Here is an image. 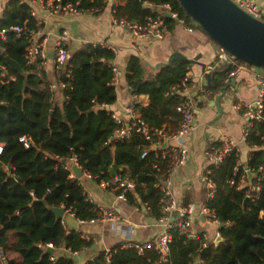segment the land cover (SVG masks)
I'll use <instances>...</instances> for the list:
<instances>
[{"label":"trees","instance_id":"obj_1","mask_svg":"<svg viewBox=\"0 0 264 264\" xmlns=\"http://www.w3.org/2000/svg\"><path fill=\"white\" fill-rule=\"evenodd\" d=\"M67 1H79L83 8L102 5V0L62 2ZM164 5L187 23L189 16L176 0H125L116 13L139 21L160 14L156 9ZM164 22L167 31L175 25L173 18L164 17ZM23 24L37 29L30 5L23 0H9L0 19V30ZM27 45L23 36L17 37L9 30L6 39L0 41L4 48L0 51V64L15 77L7 82L0 78V251L5 257L3 260L0 256V264H74L71 257L47 254L46 248L50 244L75 252L88 242L79 230L64 226L49 206H63L75 219L83 221L97 218L99 210L86 199L79 180L69 176L70 171L62 167L61 160L75 157L82 169L93 176L110 179L119 175L131 181L134 188L126 193L127 200L140 198L158 217L157 175L151 167L154 152L138 133L128 140L107 142L115 127L111 112L104 107L116 99L110 68L112 49L84 43L69 52L71 74L69 78L63 73L58 77L66 84L62 89L64 100L58 103L47 86L45 71L36 64H26ZM6 56L17 61L23 73L13 70ZM189 67L190 64L177 60L146 74L140 57L128 56L124 77L130 92L148 98L147 105L134 103L133 108L150 129H176L177 98L166 93L185 77ZM20 136L30 139L28 147L19 141ZM245 139L248 144L261 147L248 161V168L255 175L252 183L261 176L256 198H247L248 187L236 189L229 183L232 178L238 180L243 172L238 168L233 174L238 155L229 154L213 168L217 190L205 202L224 224L219 230L223 242L204 248L200 241L173 230L167 264L196 260H201L200 264H264V175L258 172V167L264 166V109L262 119L254 121V130ZM146 147L148 154L142 157ZM228 223L232 225L226 228ZM155 259L152 250L141 256L134 248L118 244L86 264H151Z\"/></svg>","mask_w":264,"mask_h":264},{"label":"crops","instance_id":"obj_2","mask_svg":"<svg viewBox=\"0 0 264 264\" xmlns=\"http://www.w3.org/2000/svg\"><path fill=\"white\" fill-rule=\"evenodd\" d=\"M8 1L0 0V19ZM23 1L30 5L31 11L34 13L37 24L36 31H39L34 39L41 42L46 56L43 64H34L45 71L47 86L50 83L53 84L52 98L58 103H61L64 97L62 88L57 82L54 59L56 43L61 39L63 31H66L67 34L64 43L68 52L75 51L84 43L106 44L114 51L111 64L117 66L120 71L116 82L112 83L115 87L116 99L114 103L106 105L105 108L109 112L119 115L124 121L128 119L127 108L134 103L148 104L147 96L132 95L125 81L124 73L128 56L140 57L146 74L155 71L157 68L154 66L159 62H165L170 53L174 51L181 52L189 58L199 54V61L205 63L207 70L210 71L221 70L227 65H215L217 46H214L203 30L197 29L191 23L188 25V23L175 22L171 30L167 31L166 29L161 39L155 37L140 39L135 38L124 29L112 26L108 7L97 15L73 17L62 13L51 14L41 0ZM161 10L164 9H160V12ZM186 75L189 79L190 95L194 105L195 128L180 140L173 136L168 137V145L180 144L185 146L188 151L186 163L179 167L173 175L172 192L180 207L192 206L196 213L189 228L191 234L189 238H193L194 234L205 233L208 241H213L212 244L217 245L215 240L217 237H221L220 223L209 222L205 216L204 220L199 222V210L207 201V190L202 175L209 166V162L204 152L210 143L218 142L223 137L232 139L238 148V166L246 173L244 185L248 187L252 184L254 173L250 177L248 176L247 172L250 171L248 161L252 153L261 147L248 144L243 137L246 117L241 109L235 108V105L238 103L253 104L256 101L259 90L257 78H264V69L243 65L239 75L234 78L233 85L228 87L225 94L219 99L222 109L220 115L214 106V100L220 94L219 86L222 85L221 80L226 76L215 75L218 86L209 88L199 65L190 64ZM204 86L210 90L209 96L203 99L196 97L197 91ZM64 163L70 166V169L74 164L71 159ZM76 179L79 180L84 192L90 197L95 207L102 210L112 208L120 219L112 223L98 218L79 222L74 218L77 222L76 229L81 232L82 238L88 244L75 252L62 246L54 248L51 245L53 248L51 255L71 257L74 264H86L100 252L108 251L115 245H124L127 242L143 243L158 235L160 228L157 225L156 217L150 212L148 206L146 208L145 202H142L140 198L137 197L133 202L117 200L115 191L102 186L95 179L86 175ZM67 216L65 210L61 219H66ZM231 225L228 223L229 227ZM223 240L222 238L220 243ZM1 258L4 260L5 257ZM195 262V264H200L199 260ZM3 264H5L4 261Z\"/></svg>","mask_w":264,"mask_h":264},{"label":"built area","instance_id":"obj_3","mask_svg":"<svg viewBox=\"0 0 264 264\" xmlns=\"http://www.w3.org/2000/svg\"><path fill=\"white\" fill-rule=\"evenodd\" d=\"M62 1L63 0H41L42 4L51 14L62 13L73 17H78L81 15H97L103 12L106 7H108L111 14V25L126 30L135 38L143 39L148 37H155L157 39H161L166 32L164 16L160 11V14L156 16L148 15L143 17L139 21L130 20L125 16L117 15V7L123 4L125 0H102L101 6L88 8L80 7L79 1H67L66 3H63ZM232 1L252 17L264 21V0H260V3L257 0ZM163 9L171 13V18L178 20L179 23L185 24L184 19L179 18L177 12L171 11L168 5H164ZM31 15L34 17V13L32 11ZM8 30L13 31L15 36L17 37L23 36L28 41V45L24 53L26 64L36 63L38 65H41L44 63L46 56L44 53L43 45L41 44V42L34 39V36L38 34L39 31L29 28L25 24L12 25L8 29L0 30V41H4L6 39V32ZM66 36V31H63L61 39L56 43V52L54 59L57 82L62 89L66 86V84L58 80L59 75L63 73L65 77L69 78L71 74V65L68 62L69 52L64 43ZM101 45L106 48H110L106 44ZM1 50H4V48L0 46V51ZM216 54L217 60L215 61V65L228 64L230 62L232 63V66L225 75V81H229L231 78H235L239 75V73L243 69L242 64H236L233 60V56L220 47L219 51ZM110 68L112 71V83H115L120 71L117 66L111 63ZM0 78L5 82L15 79L13 75L8 74L7 69L3 64H0ZM257 83L259 85V90L256 101L253 104L238 103L235 105V108L241 109L244 116L246 117V122L243 127L244 138H246L247 135L254 130V121H259L262 119V111L264 109V78L258 77ZM48 88L52 90L53 84H48ZM166 94L176 96L177 98L175 111L178 114V123L176 129L172 133L166 132L164 130V127L150 129L140 119L139 115L135 112L132 105L127 108V121L122 120L121 117L114 112L110 113L115 127L112 131V134L107 138L108 143H113L128 140L133 136L134 133H138L143 136V138L149 143L150 146H153L152 151L154 152V155L151 167L157 175L155 187L159 192L157 208L160 215L156 217V222L160 228V231L155 238L143 243L127 242L122 245L124 247L134 248L141 256L145 254L146 250H152L156 254V259L151 264H167L169 262V245L172 241V231L178 230V233L180 235L186 238L191 237L189 228L196 216V213L192 206L180 207L172 192L173 175L179 167L183 166L186 163L188 156L187 148L180 144H167L168 137L173 136L174 138L180 140L184 135L195 128L194 105L192 96L190 95L188 76L185 75V77L181 81L172 85ZM209 94L210 90L204 86L197 91L196 97H200L201 99H203L209 96ZM105 106L106 105H104V107ZM19 141L23 143L25 147H28L30 144V139L26 136H20ZM1 150L2 145L0 144V152ZM231 153H235L236 155H238V148L236 143L232 139L226 137H223L218 142L210 143V145L205 150L204 154L207 161L209 162V166L205 169L202 175V180L207 190V200L213 198L217 190L216 183L213 180V168L222 163L225 158ZM147 154L148 147L144 148L141 156L145 157ZM71 160L82 170L83 175H86L89 178H93L97 182L101 183L102 186L115 191V198L117 200L126 201V193L132 191L134 188V184L131 181L122 179L119 175H114L110 179H104L102 177H99L98 175L93 176L82 169V167L76 162L75 157L71 158ZM62 167L69 169L70 177H75L74 173L70 169V166L62 162ZM238 168L239 166L237 160V164L233 168V174L237 172ZM258 172L262 176L264 175L263 165L258 167ZM245 177L246 173L243 171L239 175L238 180L232 178L230 179L229 183L236 189H242L245 187ZM260 178L261 176L256 177L257 182L254 184L252 183L250 186H248V191L246 193L247 198H256L257 193L260 190ZM86 199L91 202V199L87 194ZM145 206L146 208H148V205L146 203ZM97 209L99 210V216L97 217L98 219L107 220L112 223H115L120 219L112 208L105 210H102L100 208ZM66 212L68 216L73 217V214L68 213V210H66ZM199 212L206 217L207 221L220 223V221L216 218L214 212H212L205 203L202 205ZM78 221L84 222L83 220ZM61 222L64 226L68 225L65 218L61 219ZM192 237L200 241L202 247L204 248L213 243V241H208L207 235L205 233L194 234ZM49 246L51 247L50 244ZM0 256L2 257L1 251ZM108 258L109 254L106 255V259ZM50 259L53 260L54 256H51ZM195 263L196 262L193 261L189 262L188 264ZM199 263H201V260H199Z\"/></svg>","mask_w":264,"mask_h":264},{"label":"water","instance_id":"obj_4","mask_svg":"<svg viewBox=\"0 0 264 264\" xmlns=\"http://www.w3.org/2000/svg\"><path fill=\"white\" fill-rule=\"evenodd\" d=\"M184 12L193 19L207 34L214 43V46L222 48L230 55L233 60H240L248 65L260 67L264 69V21L256 19L247 12L238 7L232 0H176ZM160 11V8H157ZM161 13L166 18H171V13L167 10H161ZM179 23L178 20H175ZM200 55L187 57L181 52L174 51L170 53L165 62L157 63L154 68L159 66H168L172 62L181 60L188 64H196L200 66L201 73L206 80V85L209 88L218 86L215 75L224 76L232 66L228 63L221 70H207V65L199 61ZM8 65L18 73H23V68L14 59L6 56ZM235 82L234 78L229 81L221 80L222 85L219 86L220 94L214 100L219 115L222 113L219 99L225 94V90L232 86ZM153 150V146H150ZM66 160L63 159L62 162ZM71 170L76 178L83 175L82 170L75 164L71 165ZM248 176L252 175L251 171L247 172ZM49 209L54 213L57 219H61L65 214V208L60 206H49ZM204 220V215H199V222ZM67 224L72 227H77V222L72 216L66 217ZM219 227H224L223 223ZM229 228V226H225ZM221 237H217L216 244L220 243ZM47 254L53 253L52 247L46 248ZM198 264V263H197Z\"/></svg>","mask_w":264,"mask_h":264},{"label":"rangeland","instance_id":"obj_5","mask_svg":"<svg viewBox=\"0 0 264 264\" xmlns=\"http://www.w3.org/2000/svg\"><path fill=\"white\" fill-rule=\"evenodd\" d=\"M261 1L259 0V3H260ZM263 20H264V17H263ZM187 23H188V25L191 23L194 27H196L197 29H201V30H203L193 19H191L190 17H189V19H188V21H187ZM204 31V30H203ZM218 49V51H219V47H217ZM215 59L217 60V54H216V57H215ZM235 63L236 64H242V65H244V66H252V65H248V64H246V63H244V62H242V61H240V60H237V61H235Z\"/></svg>","mask_w":264,"mask_h":264}]
</instances>
